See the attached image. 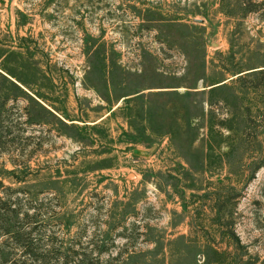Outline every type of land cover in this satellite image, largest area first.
Masks as SVG:
<instances>
[{"label":"rangeland","instance_id":"374dc122","mask_svg":"<svg viewBox=\"0 0 264 264\" xmlns=\"http://www.w3.org/2000/svg\"><path fill=\"white\" fill-rule=\"evenodd\" d=\"M0 264H264V0H0Z\"/></svg>","mask_w":264,"mask_h":264}]
</instances>
